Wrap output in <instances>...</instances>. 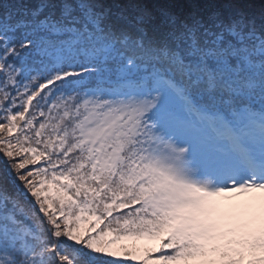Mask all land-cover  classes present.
<instances>
[{
  "label": "snow or ice",
  "instance_id": "1",
  "mask_svg": "<svg viewBox=\"0 0 264 264\" xmlns=\"http://www.w3.org/2000/svg\"><path fill=\"white\" fill-rule=\"evenodd\" d=\"M0 264H264V0H0Z\"/></svg>",
  "mask_w": 264,
  "mask_h": 264
},
{
  "label": "rangeland",
  "instance_id": "2",
  "mask_svg": "<svg viewBox=\"0 0 264 264\" xmlns=\"http://www.w3.org/2000/svg\"><path fill=\"white\" fill-rule=\"evenodd\" d=\"M257 2H259V0H257Z\"/></svg>",
  "mask_w": 264,
  "mask_h": 264
}]
</instances>
